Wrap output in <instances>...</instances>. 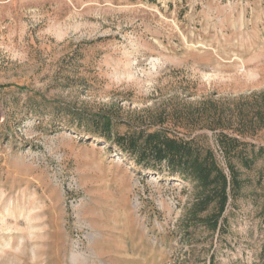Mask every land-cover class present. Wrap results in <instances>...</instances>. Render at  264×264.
I'll return each mask as SVG.
<instances>
[{
	"label": "rangeland",
	"instance_id": "1",
	"mask_svg": "<svg viewBox=\"0 0 264 264\" xmlns=\"http://www.w3.org/2000/svg\"><path fill=\"white\" fill-rule=\"evenodd\" d=\"M142 131L212 155L217 228ZM4 214L0 264H264V0H0Z\"/></svg>",
	"mask_w": 264,
	"mask_h": 264
},
{
	"label": "trees",
	"instance_id": "2",
	"mask_svg": "<svg viewBox=\"0 0 264 264\" xmlns=\"http://www.w3.org/2000/svg\"><path fill=\"white\" fill-rule=\"evenodd\" d=\"M99 122L92 131L110 139V121H105L102 125ZM115 141L122 149L130 152L140 164L161 172L168 170L184 180H194L198 188V198L192 207L190 217L196 216L198 210L203 211L210 206H216L217 210L210 215L209 220L215 228L218 227L219 218L228 200V183L225 175L216 167L211 154L202 155L193 141L170 137L160 131L148 134H144L143 131L125 133L117 135ZM253 161V158L245 157L244 163L251 166Z\"/></svg>",
	"mask_w": 264,
	"mask_h": 264
},
{
	"label": "bare ground",
	"instance_id": "3",
	"mask_svg": "<svg viewBox=\"0 0 264 264\" xmlns=\"http://www.w3.org/2000/svg\"><path fill=\"white\" fill-rule=\"evenodd\" d=\"M4 212H5V211H4ZM6 213H7V214L9 213V209H7V212H6ZM3 218H5V214L2 215L0 219L2 220Z\"/></svg>",
	"mask_w": 264,
	"mask_h": 264
}]
</instances>
